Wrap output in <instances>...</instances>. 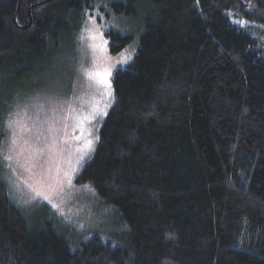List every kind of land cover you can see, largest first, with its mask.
Returning <instances> with one entry per match:
<instances>
[{
  "label": "trees",
  "instance_id": "16d2710c",
  "mask_svg": "<svg viewBox=\"0 0 264 264\" xmlns=\"http://www.w3.org/2000/svg\"><path fill=\"white\" fill-rule=\"evenodd\" d=\"M105 4L138 23L110 52L137 49L76 183L112 232L34 217L0 172V264H264V0H0V145L22 82Z\"/></svg>",
  "mask_w": 264,
  "mask_h": 264
},
{
  "label": "rangeland",
  "instance_id": "374dc122",
  "mask_svg": "<svg viewBox=\"0 0 264 264\" xmlns=\"http://www.w3.org/2000/svg\"><path fill=\"white\" fill-rule=\"evenodd\" d=\"M137 24L131 17L115 14L107 4L86 11L74 50L68 56L61 52L48 57L42 74L23 81L7 115L0 172L10 197L34 217L43 206L50 207L74 237L105 229L109 235L112 232V208L96 199L91 185H79L76 178L92 157L100 128L115 103L113 74L130 64L137 49L135 37L112 54L110 33L137 35ZM101 33L108 41L106 51L93 47L102 44ZM122 52L130 54L131 60L120 63ZM105 68L111 70L110 96L105 85L90 80L84 72ZM88 140L92 144L85 148Z\"/></svg>",
  "mask_w": 264,
  "mask_h": 264
},
{
  "label": "snow or ice",
  "instance_id": "6c2138e0",
  "mask_svg": "<svg viewBox=\"0 0 264 264\" xmlns=\"http://www.w3.org/2000/svg\"><path fill=\"white\" fill-rule=\"evenodd\" d=\"M92 23L95 24V19L92 20ZM237 23H240L243 26L246 22L241 20V21H237ZM94 31L98 32L99 30L94 29ZM92 39L93 40L97 39V36L93 35ZM99 39L102 41V44L93 45V47L94 48L99 47L102 51H106V48H104V45H107L108 41L103 39L102 33L99 34ZM131 58L132 57L130 54L125 55V53L122 52L120 54V63H126L127 61L131 60ZM84 72L90 80H96L97 83H101V84L105 85L109 89V91L107 92V95H109V96L111 95V91H110L111 84L109 81V77L111 76V70L110 69L105 68L103 71L85 69ZM90 118H93V117H85V119H90ZM77 139H78V137H77ZM12 143L15 144V141L13 140ZM91 144H92V141L88 140V141H86L84 147L89 148L91 146ZM40 151L42 152L43 150L41 149ZM85 187L87 188L88 186H85ZM37 195H40V193H37ZM44 199H49V197L44 196ZM53 207H57V206L54 204Z\"/></svg>",
  "mask_w": 264,
  "mask_h": 264
}]
</instances>
